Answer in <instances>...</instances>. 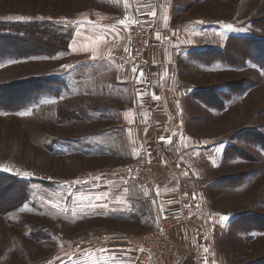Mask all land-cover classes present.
Wrapping results in <instances>:
<instances>
[{"label": "rangeland", "instance_id": "obj_1", "mask_svg": "<svg viewBox=\"0 0 264 264\" xmlns=\"http://www.w3.org/2000/svg\"><path fill=\"white\" fill-rule=\"evenodd\" d=\"M182 4L189 7L183 22L195 20L206 27L195 37L200 47H213L201 50L205 60L207 51L221 50L234 63L204 64L193 52L180 55L175 64L181 88L199 89L198 98L179 108L184 114L180 125L192 137L189 143L200 149L193 156L195 170L185 172L190 177L184 188L201 198L200 211L214 223L211 249L221 264H264V0ZM83 7L82 0H0V24L36 23L68 36L65 50L54 55L50 43L36 33H26L21 41L0 38V56L20 54L0 60V264H146L141 240L154 230L131 231L130 224L95 218L100 178L147 183L129 179L127 167L148 147L153 132L146 135L150 125L135 121L140 108L123 104L119 88L126 80L118 65L73 55L74 31L63 20L80 16ZM150 38L151 31L144 66L135 63L131 49L126 56L137 73L149 61ZM64 64L73 67L64 70ZM137 78L129 81L135 86ZM224 91L231 94L225 107L214 110L202 102L214 94L212 104L220 106L227 100ZM51 100L56 103L45 102ZM133 109L134 114L128 112ZM26 111L32 114L20 115ZM179 149L178 144L175 152L165 150L168 161L188 163L190 154ZM158 156L150 158L157 174L150 186L167 173ZM223 216L228 220L222 222ZM180 228L179 222L173 229V251L159 264H171L182 252L176 239ZM113 234L128 236L129 245L112 243Z\"/></svg>", "mask_w": 264, "mask_h": 264}, {"label": "crops", "instance_id": "obj_2", "mask_svg": "<svg viewBox=\"0 0 264 264\" xmlns=\"http://www.w3.org/2000/svg\"><path fill=\"white\" fill-rule=\"evenodd\" d=\"M185 1L187 0H129L126 6L124 0H82V4L86 6L81 11L84 13L78 17H65L63 24L74 31L75 40L71 45L73 55L88 61H93L90 59L91 53L83 51L84 47L93 43L88 38L103 34L104 40L97 45L101 55L96 61H102L104 64L110 61L119 66L118 71L126 80L122 88H119V91L124 93L123 104L128 108L141 109V113L138 111L141 118L139 116L135 121L150 125L146 135L153 132L150 143L145 139L148 143L146 150L151 158L159 154L158 160L155 158L167 172L153 186L138 181L129 182L114 176L100 178L96 181L98 193L95 200V218L127 223L130 224L127 229L144 232L147 229H157L167 213L179 212L176 215L181 230L176 232V239L183 248L171 264H205V258L207 264H221V260L214 257V250L211 249L214 223L209 222L207 214L200 211L198 200L202 201L201 198L184 188L187 178L190 177V174L185 172L195 170L193 156L195 152L199 153L200 149L198 145L189 143L192 137L184 125H180L184 114L179 108L187 105L188 100L193 101L199 89L181 88L174 71L175 64L184 53L189 56L193 52L199 54L201 50L213 48L200 47L195 42L202 29L206 28L204 24L195 20L182 21L189 8H184L182 3ZM153 10L156 16L148 15ZM165 14L168 16L167 22L163 19ZM126 16L128 19L144 23L151 31V50L146 68L142 70L143 77H140V72L133 73L126 60L131 49L130 30L134 24L126 27L117 23ZM157 33L160 34V39H157ZM189 40L192 42L184 43ZM74 48L77 50L74 51ZM135 76L140 77V82L134 86L129 80ZM154 95L160 99H154ZM162 109L166 110L164 115L160 114ZM128 112L134 114V109ZM178 144L183 148L179 149L182 153L190 154L188 163L172 164L168 161L165 150L173 151ZM171 154L176 156V153ZM171 166L174 172H171ZM157 189L160 193L158 196ZM145 191H148V196L144 195ZM122 198L127 200L126 205L117 203ZM153 200L156 201L155 204ZM89 207L94 208L93 205ZM205 247L209 249L207 253L204 252Z\"/></svg>", "mask_w": 264, "mask_h": 264}, {"label": "built area", "instance_id": "obj_3", "mask_svg": "<svg viewBox=\"0 0 264 264\" xmlns=\"http://www.w3.org/2000/svg\"><path fill=\"white\" fill-rule=\"evenodd\" d=\"M150 31L145 25L134 24L130 31L131 50L137 65H145L146 45ZM146 149L141 150L139 157L127 167V175L131 180H141L147 183L150 178L156 177L155 168L150 160ZM179 218L176 214L167 215L160 226L150 234L143 236L141 243V257L146 264H159L161 260L167 259L173 251L172 234L178 225ZM110 241L116 245H129L128 236L113 234Z\"/></svg>", "mask_w": 264, "mask_h": 264}, {"label": "trees", "instance_id": "obj_4", "mask_svg": "<svg viewBox=\"0 0 264 264\" xmlns=\"http://www.w3.org/2000/svg\"><path fill=\"white\" fill-rule=\"evenodd\" d=\"M46 28L47 29H45V28L42 29V26H40V25H38L36 23H34V24L1 23L0 24V31L5 30V29H7V30H6V34L0 35V38H4L5 40H9L10 42H13L15 40L21 41V40L25 39V36H26L25 34L26 33L32 34V35H34L36 33L39 36H44L45 41L50 43L51 48L54 50V51H51L52 55H54V54H56V53H58L60 51H63V49L65 50V48H64L65 47L64 38H67L68 36H64V35H61V34L57 35L53 31V28L51 26H46ZM47 30L49 32H47ZM238 39H240L242 41H246L247 40V39H244V38L243 39L238 38ZM206 53H208V54L210 53V56L207 58V59H209L208 61L205 60L206 57L204 58V56H202L204 53H199V54L195 53V55L197 54L196 56H198V58H201V57L204 58L203 61H202V63H204V64H211L212 65V64L220 62V63L231 65V66L234 65V63L232 61L227 60L225 58L226 53H223V51H221V50H212V51H207ZM214 53H215V56L213 57L212 54H214ZM19 55L20 54H18L16 52L7 53V54H4V55L0 56V60L6 59V58H9V57H13V56H19ZM220 55H223V57H220ZM247 59L249 60V59H251V57L249 58L247 56ZM201 60H200V62H201ZM229 91H231V89ZM229 91H228V93H229ZM224 93H225V96H224L225 98L224 97L223 98L226 99V96H227V100H224L223 103H221L222 105H220V106L212 104V102H214V100L217 99L216 98L217 96H215L214 94L213 95L211 94V96H213L212 98L209 97L211 99H209V100L203 99L202 102L205 105H207L209 108H213L214 110H218V109H220V107L223 108V107L226 106L224 103H226V101H228V99H230V96H231V94L227 95V92H225V91H224ZM197 95H196V97H197ZM209 96H210V94H209ZM235 156H238V155H235ZM233 157H234V155H233ZM16 184L19 185L17 190L21 191V183H16ZM15 195H17V194H15ZM18 195H20V192H18ZM13 203H14V201H13Z\"/></svg>", "mask_w": 264, "mask_h": 264}, {"label": "snow or ice", "instance_id": "obj_5", "mask_svg": "<svg viewBox=\"0 0 264 264\" xmlns=\"http://www.w3.org/2000/svg\"><path fill=\"white\" fill-rule=\"evenodd\" d=\"M128 3H129V0H124V4L127 6L128 5ZM148 15H151V16H156V12L153 10V11H151V12H149L148 13ZM9 19H12V17H8ZM16 19H21V20H23V19H25V17H16ZM163 19H164V21L165 22H167V20H168V16L165 14L164 16H163ZM138 21L137 20H135V19H128V17L126 16L125 17V19L124 20H119L117 23H119V24H123V25H125L126 27L127 26H129V25H131V24H135V23H137ZM202 23V22H201ZM94 27H95V25H93ZM228 28L229 29H231L232 28V26L231 25H228ZM113 29H115V25H113ZM217 35H220L219 33H217ZM222 39H223V37H221ZM89 40H91L93 43H92V45L91 46H86V47H84L83 48V51H85V52H90L91 53V57H90V59L91 60H93V61H96L99 57H100V52H99V50H98V44H99V42H101V41H103L104 40V36H103V34H101V35H99V36H97V37H89L88 38ZM157 39H160V34L159 33H157ZM192 41H184V43H191ZM74 51H76L77 49H73ZM126 51H127V49H125ZM53 59H55L56 57H52ZM13 63H15V61H13ZM61 67L64 69V70H68V69H70V68H72L73 67V65H69V64H64V65H61ZM132 72L133 73H136L137 72V67H133L132 68ZM143 75H144V73H143V71L141 70L140 71V77H143ZM140 77H138L137 78V81L138 82H140ZM153 98L154 99H156V100H159L160 99V97H158V96H153ZM61 99H63V97H61ZM46 103H56V101L55 100H51V101H45ZM177 104H179V102L177 101ZM0 114H3V113H0ZM32 113L31 112H29V111H26V112H24V113H20V115H31ZM126 119L128 118V116L126 115V117H125ZM129 124H131L132 123V120L131 119H129ZM129 131H131V130H129ZM162 139H163V137H162ZM221 150L219 149V148H217L216 149V152L217 153H219ZM133 152H134V154H136V155H138V152L135 150V149H133ZM211 159V162H212V164H213V166H217L216 165V160H215V158L213 157V158H210ZM0 167H4V166H2V165H0ZM5 170H8V169H6L5 168ZM18 174H20V173H18ZM186 174V173H185ZM22 175L23 176H25V177H27V176H31L32 175V173H30V172H23L22 173ZM93 179H98L97 177H93ZM86 182V181H85ZM74 183H76V184H79V183H81V181L80 180H76ZM160 193H159V189H157V192H156V195L158 196ZM144 195L145 196H148L149 195V193H148V191H145L144 192ZM153 202V204H155L156 203V201L155 200H153L152 201ZM49 203L53 206V207H56V208H59L60 207V205H59V203L58 202H55V201H49ZM117 203H119V204H121V205H126V203H127V200L126 199H124V198H122L120 201H117ZM161 211H163V209L161 208ZM228 220V217L227 216H223V217H221V221L223 222V221H227ZM209 251V249L208 248H204V252L205 253H207ZM73 257L72 256H69V259H72ZM205 264H207V258H205Z\"/></svg>", "mask_w": 264, "mask_h": 264}]
</instances>
